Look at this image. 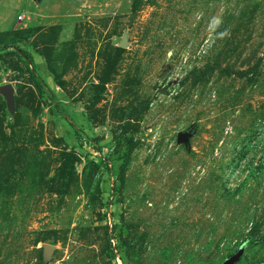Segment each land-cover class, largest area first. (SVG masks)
<instances>
[{
	"label": "rangeland",
	"instance_id": "1",
	"mask_svg": "<svg viewBox=\"0 0 264 264\" xmlns=\"http://www.w3.org/2000/svg\"><path fill=\"white\" fill-rule=\"evenodd\" d=\"M4 84L0 264H264V0H0Z\"/></svg>",
	"mask_w": 264,
	"mask_h": 264
},
{
	"label": "trees",
	"instance_id": "2",
	"mask_svg": "<svg viewBox=\"0 0 264 264\" xmlns=\"http://www.w3.org/2000/svg\"><path fill=\"white\" fill-rule=\"evenodd\" d=\"M34 31L33 28L31 29H27L24 31V36L28 37L32 32ZM120 49V48H118ZM27 58H29V60L31 59V57H29L27 55ZM26 67H28V64H26ZM57 84H59L58 82H56ZM60 85V84H59ZM3 125V118L0 117V128ZM17 125L16 121H13L10 124V129H11V133L14 132V128ZM2 135L6 136L5 134L2 133ZM6 138V137H5ZM63 156H62V165H60L59 169H58V174L57 177H59V179L62 180V185L61 188L59 187L58 191L59 193H61L60 191H66L64 190L67 189L69 187V185L73 182L74 179V175H75V171H74V163L77 161V157L74 153L68 151V152H62ZM63 189V190H61Z\"/></svg>",
	"mask_w": 264,
	"mask_h": 264
},
{
	"label": "crops",
	"instance_id": "3",
	"mask_svg": "<svg viewBox=\"0 0 264 264\" xmlns=\"http://www.w3.org/2000/svg\"><path fill=\"white\" fill-rule=\"evenodd\" d=\"M38 65L40 67V70H39L40 75L43 78V81H45L46 87L49 89V91H51V94L54 95V97L56 98V102L66 110L65 112H69L72 114L74 112V110L71 109L72 105L70 103H67V98L64 94L58 93L55 90L56 85H55V83L51 77L50 72L43 66L42 63L41 64L39 63ZM45 70L48 72L47 76L44 73ZM65 112H64V114H66ZM75 119L78 122V126H80V127L86 126V124H84V123H87V122H85L82 118L78 119L75 117ZM70 129H71V126H69V130L67 129L68 131L66 130L67 131L66 133H69Z\"/></svg>",
	"mask_w": 264,
	"mask_h": 264
},
{
	"label": "water",
	"instance_id": "4",
	"mask_svg": "<svg viewBox=\"0 0 264 264\" xmlns=\"http://www.w3.org/2000/svg\"><path fill=\"white\" fill-rule=\"evenodd\" d=\"M0 90L4 92L5 96H9L11 93H13V87L10 84H4L2 86H0ZM183 134H178V140H182L183 139ZM45 250L47 252H50L51 250V246L46 245L45 246Z\"/></svg>",
	"mask_w": 264,
	"mask_h": 264
},
{
	"label": "built area",
	"instance_id": "5",
	"mask_svg": "<svg viewBox=\"0 0 264 264\" xmlns=\"http://www.w3.org/2000/svg\"><path fill=\"white\" fill-rule=\"evenodd\" d=\"M21 17H22V16H21V15H19V16L17 17V19H18V20H20V19H21Z\"/></svg>",
	"mask_w": 264,
	"mask_h": 264
}]
</instances>
